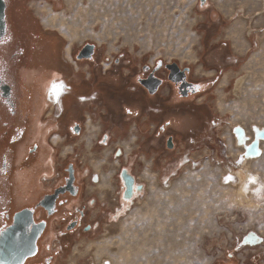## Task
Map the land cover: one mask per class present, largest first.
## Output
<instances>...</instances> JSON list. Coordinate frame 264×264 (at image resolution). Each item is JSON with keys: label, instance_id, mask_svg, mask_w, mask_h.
<instances>
[{"label": "flooded vegetation", "instance_id": "flooded-vegetation-1", "mask_svg": "<svg viewBox=\"0 0 264 264\" xmlns=\"http://www.w3.org/2000/svg\"><path fill=\"white\" fill-rule=\"evenodd\" d=\"M61 6L0 0V264H76L78 243L116 238L148 189L136 162L154 156L164 182L179 169L180 143L208 138L203 99L233 64L226 43L206 53L216 76L204 80L173 63L103 60L96 45L75 51L50 23ZM128 131L109 171L88 145L107 148ZM146 175L152 198L160 187Z\"/></svg>", "mask_w": 264, "mask_h": 264}, {"label": "rangeland", "instance_id": "rangeland-1", "mask_svg": "<svg viewBox=\"0 0 264 264\" xmlns=\"http://www.w3.org/2000/svg\"><path fill=\"white\" fill-rule=\"evenodd\" d=\"M61 5L50 7L58 35L75 51L96 45L103 60L124 54L152 66L173 63L204 80L216 76L205 68L209 50L226 43L233 59L203 99L211 115L208 138L180 143L182 165L165 182L154 156L143 160V168L136 162L143 172L135 173L148 185L136 201L139 209L116 226L121 227L116 238L78 243L76 264H264V0H61ZM235 41L242 56L234 51ZM129 135L107 148L88 147L114 171L122 160L113 153L129 143ZM81 152L86 156L85 145ZM147 173L160 187L152 198ZM90 249L97 261L91 253L85 257Z\"/></svg>", "mask_w": 264, "mask_h": 264}, {"label": "bare ground", "instance_id": "bare-ground-1", "mask_svg": "<svg viewBox=\"0 0 264 264\" xmlns=\"http://www.w3.org/2000/svg\"><path fill=\"white\" fill-rule=\"evenodd\" d=\"M54 20V19H53ZM74 43V42H73ZM236 41L233 43L234 44V51L238 54V55H240V56H242L243 55V50H241V48L238 46V44L236 43ZM164 192V191H163ZM165 193V192H164Z\"/></svg>", "mask_w": 264, "mask_h": 264}, {"label": "snow or ice", "instance_id": "snow-or-ice-1", "mask_svg": "<svg viewBox=\"0 0 264 264\" xmlns=\"http://www.w3.org/2000/svg\"><path fill=\"white\" fill-rule=\"evenodd\" d=\"M63 87H64V86L61 85V88H63ZM54 92H55V95L57 96V102H59L58 97L60 96L61 91H60V89H54Z\"/></svg>", "mask_w": 264, "mask_h": 264}, {"label": "water", "instance_id": "water-1", "mask_svg": "<svg viewBox=\"0 0 264 264\" xmlns=\"http://www.w3.org/2000/svg\"><path fill=\"white\" fill-rule=\"evenodd\" d=\"M95 48V45H92V44H89L85 47V50L86 49H94ZM92 55V54H91Z\"/></svg>", "mask_w": 264, "mask_h": 264}]
</instances>
